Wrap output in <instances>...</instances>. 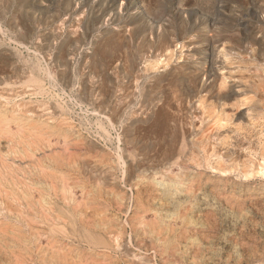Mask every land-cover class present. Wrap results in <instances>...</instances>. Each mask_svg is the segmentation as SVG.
<instances>
[{
  "label": "rangeland",
  "instance_id": "374dc122",
  "mask_svg": "<svg viewBox=\"0 0 264 264\" xmlns=\"http://www.w3.org/2000/svg\"><path fill=\"white\" fill-rule=\"evenodd\" d=\"M0 264H264V0H0Z\"/></svg>",
  "mask_w": 264,
  "mask_h": 264
},
{
  "label": "bare ground",
  "instance_id": "6f19581e",
  "mask_svg": "<svg viewBox=\"0 0 264 264\" xmlns=\"http://www.w3.org/2000/svg\"><path fill=\"white\" fill-rule=\"evenodd\" d=\"M156 119V118H155ZM112 122V121H111ZM112 124V123H111ZM130 236V235H129Z\"/></svg>",
  "mask_w": 264,
  "mask_h": 264
}]
</instances>
